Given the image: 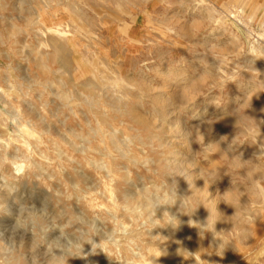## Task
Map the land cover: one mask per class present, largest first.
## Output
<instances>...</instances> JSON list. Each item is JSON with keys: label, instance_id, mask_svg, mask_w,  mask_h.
I'll return each instance as SVG.
<instances>
[{"label": "rangeland", "instance_id": "rangeland-1", "mask_svg": "<svg viewBox=\"0 0 264 264\" xmlns=\"http://www.w3.org/2000/svg\"><path fill=\"white\" fill-rule=\"evenodd\" d=\"M263 19L0 0V264H264Z\"/></svg>", "mask_w": 264, "mask_h": 264}, {"label": "bare ground", "instance_id": "bare-ground-1", "mask_svg": "<svg viewBox=\"0 0 264 264\" xmlns=\"http://www.w3.org/2000/svg\"><path fill=\"white\" fill-rule=\"evenodd\" d=\"M241 14H245V13L241 12ZM229 18H231V20H229L228 18H224L223 19V21H225L224 22L225 25L226 26L228 25V26L232 27L233 30H235L236 32H239L240 29L237 26L236 19L233 16H231ZM251 20H253V19H251ZM260 27L259 28H260L261 31H263V33L257 34V36H256L257 38H256L255 41L254 40L251 41L249 35L243 37L244 41H245V43L247 45L248 52L250 53V57L249 58L243 59L244 67L249 68L253 72H257V71L264 72V21H263V23H261ZM23 131H24L25 134H28V135L30 134L27 130H23ZM15 169H16L17 172H19L20 170H22V166L16 164ZM261 210H262L261 212L264 215V205H263ZM126 211L130 212L131 209L128 208Z\"/></svg>", "mask_w": 264, "mask_h": 264}, {"label": "crops", "instance_id": "crops-1", "mask_svg": "<svg viewBox=\"0 0 264 264\" xmlns=\"http://www.w3.org/2000/svg\"><path fill=\"white\" fill-rule=\"evenodd\" d=\"M263 21H264V19H263V20H261V22H259V24L263 23Z\"/></svg>", "mask_w": 264, "mask_h": 264}]
</instances>
